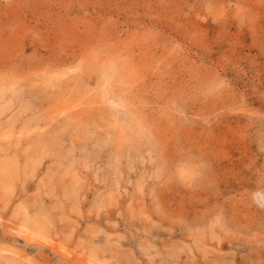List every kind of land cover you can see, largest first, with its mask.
<instances>
[{
    "label": "rangeland",
    "instance_id": "rangeland-1",
    "mask_svg": "<svg viewBox=\"0 0 264 264\" xmlns=\"http://www.w3.org/2000/svg\"><path fill=\"white\" fill-rule=\"evenodd\" d=\"M8 263L264 264V0H0Z\"/></svg>",
    "mask_w": 264,
    "mask_h": 264
},
{
    "label": "bare ground",
    "instance_id": "bare-ground-1",
    "mask_svg": "<svg viewBox=\"0 0 264 264\" xmlns=\"http://www.w3.org/2000/svg\"><path fill=\"white\" fill-rule=\"evenodd\" d=\"M106 93V92H105ZM103 97H105V96H103ZM105 100H107L106 99V97H105ZM109 100V99H108ZM113 101V100H112ZM111 101V102H112ZM27 220V219H26ZM35 225H36V223H34ZM15 232H16V234L17 235H19L20 237H28V238H30V239H37V240H39L40 242H42V243H44L45 245L48 243V240L44 237V234L40 231V230H38V229H36V230H34V229H31V228H29V227H27V225L26 224H23V225H20V229H18V230H14ZM50 245V244H49ZM52 246V245H51ZM58 246H59V244H58ZM54 247V246H53ZM1 251H7V250H5V249H3V250H1ZM58 253H60V254H63L64 255V246H59L58 248H57V250H56ZM66 253V252H65ZM19 260V259H18ZM9 261V260H8ZM7 261V262H8ZM19 262V261H18ZM9 264V263H8Z\"/></svg>",
    "mask_w": 264,
    "mask_h": 264
}]
</instances>
